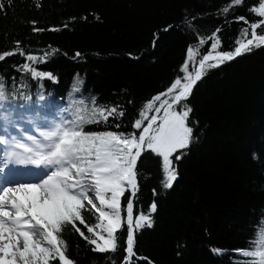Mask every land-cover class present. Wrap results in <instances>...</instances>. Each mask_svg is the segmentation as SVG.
Wrapping results in <instances>:
<instances>
[{
	"label": "trees",
	"instance_id": "obj_1",
	"mask_svg": "<svg viewBox=\"0 0 264 264\" xmlns=\"http://www.w3.org/2000/svg\"><path fill=\"white\" fill-rule=\"evenodd\" d=\"M3 2L0 52L15 49L19 42L26 54L46 57V62L32 66L55 78L33 79L21 69L26 60L19 54L0 61L8 97L4 122L19 130L42 131L62 117L70 120L77 107H91L95 96L99 104L120 105L125 115L110 118L107 125H88L85 131L138 134L134 120L153 96L183 77L180 68L189 46L205 54L212 41L201 46L200 39L220 29L219 50L230 51L248 26L237 18L260 20L251 11L259 0H243L227 14L223 8L230 0H13L10 6ZM257 32L264 33V26ZM200 58L196 57L197 66ZM75 85L79 91H73ZM186 103L193 109L188 123L195 139L175 161L178 178L173 187L161 184L159 157L147 151L138 162L134 215L146 212L153 201L157 211L153 227L136 234V251L152 264H242L245 258L236 250L250 247L264 220V46L209 69ZM116 123L121 127L115 128ZM129 195L122 198V208ZM82 214L89 225L98 223L93 210ZM77 226L90 235L84 225ZM126 233L125 223L119 233L121 249L115 254L93 252L70 225L62 236L76 264H111L112 259L119 264Z\"/></svg>",
	"mask_w": 264,
	"mask_h": 264
},
{
	"label": "snow or ice",
	"instance_id": "obj_2",
	"mask_svg": "<svg viewBox=\"0 0 264 264\" xmlns=\"http://www.w3.org/2000/svg\"><path fill=\"white\" fill-rule=\"evenodd\" d=\"M12 2L7 0V5L10 6ZM242 3L243 0H230L223 11L227 14L231 7ZM5 8V3L0 0V11ZM251 11L264 18V0H259L258 6H253ZM237 19L248 26L241 29V37L236 40L234 49L219 50L221 39L217 33L220 29H216L207 39H200L201 46L208 40L212 41L205 54H201L199 48L189 46L187 58L180 68L183 77L178 76L165 92L153 96L139 112V118L134 120L132 127L138 130V134L111 130L85 131L88 125H107L110 118L120 120L125 115L120 105L99 104L93 96L91 107H77L72 119L62 117L54 121L46 130L39 132V137L28 135L23 141L12 137L10 141L0 135V145H10L13 149L6 151L9 158L41 169L38 180L14 185L0 183V264H52L53 261L76 264L67 255L68 243L62 236L64 228L69 225L92 246L93 252L115 254L121 249L119 233L125 223L126 247L123 248L124 255L119 264H137L140 260L152 264L148 257L138 255L136 251V234L145 227H153L152 217L157 211V204L153 201L146 212L140 211L134 215L139 191L138 162L147 151L159 157L163 174L161 184L165 189L173 187L178 178L175 161L183 158V150L188 149L195 139L194 129L188 123L193 109L186 103L193 88L209 69L220 67L250 52L253 47L264 46V33L257 32L264 26V19L255 22H249L244 17ZM17 54L25 57L26 62L21 69L30 73L33 79L47 78L55 82L51 73L32 66L46 62V57L26 54L20 49L19 42L15 49L0 52V61ZM76 55L80 56V53ZM197 56L201 57L198 66L195 62ZM73 91H79V86L75 85ZM7 98V88L0 77V122L8 119L5 115ZM158 101L159 107H154ZM79 103L85 104L83 100ZM153 111L156 114L149 116ZM114 127L118 129L121 124L116 123ZM0 131H7L3 123H0ZM14 149H22L27 155L21 158ZM90 192L94 198L89 195ZM126 192H130V195L126 207L122 208L121 202ZM153 195H156L155 190ZM93 209L99 215V222L91 226L82 213ZM125 211L126 217L123 216ZM77 222L84 225L90 235H85ZM213 251L222 252L221 249ZM236 252L245 258L242 264H264V220L260 222L250 247ZM111 264L118 262L112 259Z\"/></svg>",
	"mask_w": 264,
	"mask_h": 264
},
{
	"label": "rangeland",
	"instance_id": "obj_3",
	"mask_svg": "<svg viewBox=\"0 0 264 264\" xmlns=\"http://www.w3.org/2000/svg\"><path fill=\"white\" fill-rule=\"evenodd\" d=\"M260 19H264V18H261V17H259ZM21 137V136H20ZM89 195H92L93 196V198H94V194L93 193H89ZM97 204H98V202H96ZM89 207H91V206H89ZM93 211L95 212V216H96V218H97V220H98V222H99V216H98V214L96 213V211L93 209Z\"/></svg>",
	"mask_w": 264,
	"mask_h": 264
},
{
	"label": "bare ground",
	"instance_id": "obj_4",
	"mask_svg": "<svg viewBox=\"0 0 264 264\" xmlns=\"http://www.w3.org/2000/svg\"><path fill=\"white\" fill-rule=\"evenodd\" d=\"M18 178H22V177H18ZM40 177H36V178H33V177H30V178H27L25 181H35V180H38Z\"/></svg>",
	"mask_w": 264,
	"mask_h": 264
},
{
	"label": "water",
	"instance_id": "obj_5",
	"mask_svg": "<svg viewBox=\"0 0 264 264\" xmlns=\"http://www.w3.org/2000/svg\"><path fill=\"white\" fill-rule=\"evenodd\" d=\"M163 114V113H162Z\"/></svg>",
	"mask_w": 264,
	"mask_h": 264
}]
</instances>
